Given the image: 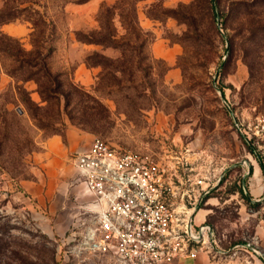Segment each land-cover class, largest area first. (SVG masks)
Segmentation results:
<instances>
[{"label":"rangeland","instance_id":"1","mask_svg":"<svg viewBox=\"0 0 264 264\" xmlns=\"http://www.w3.org/2000/svg\"><path fill=\"white\" fill-rule=\"evenodd\" d=\"M233 1L0 0V264H116L82 237L94 214L72 157L95 137L188 154L212 178L194 224L207 213L221 245L256 238L264 257L246 201L264 193V31ZM106 33L115 47L84 41Z\"/></svg>","mask_w":264,"mask_h":264},{"label":"built area","instance_id":"2","mask_svg":"<svg viewBox=\"0 0 264 264\" xmlns=\"http://www.w3.org/2000/svg\"><path fill=\"white\" fill-rule=\"evenodd\" d=\"M252 133L264 139L263 118L256 117ZM72 162L76 181L91 199L83 209L93 211L94 221L82 237L95 255L116 264H169L200 253L218 260L242 246L224 250L210 223L194 224L203 186L212 178L192 167L188 154L158 159L95 137ZM255 201L262 202L264 221V194Z\"/></svg>","mask_w":264,"mask_h":264},{"label":"crops","instance_id":"3","mask_svg":"<svg viewBox=\"0 0 264 264\" xmlns=\"http://www.w3.org/2000/svg\"><path fill=\"white\" fill-rule=\"evenodd\" d=\"M57 142H58L57 138H51V139L47 140L48 145H51V144L57 143ZM89 146H90V144L87 147L74 152L73 156L77 152H81V151L87 149ZM261 194H262V192H260L257 196L253 195V197L249 198V201L251 203H255L256 202L255 199L260 197ZM260 206H262V202H260ZM243 208L245 210L246 206H244ZM241 209L242 208H240V210ZM205 214H207V213L201 214L200 222L206 221L205 218H202L203 216H205ZM200 222H198V223H200ZM216 233H217V231H216ZM217 235H218V233H217ZM257 240L258 239H256V238H255V241L254 240H248V239H242V241H237V242H234V243L229 244L227 246L221 245V243H220L221 248L224 250L230 249L237 244H240V245L242 244V246L249 244L250 247L240 246L238 249L235 248L232 251H230V253H233L235 251L236 252L235 256H233L229 253V254L221 257L218 260H211L207 255L200 253L195 258H180V259L174 260L173 262H171L169 264H264V257L261 254V250L258 246L259 241H257ZM251 248H253L255 251H253V249H251Z\"/></svg>","mask_w":264,"mask_h":264},{"label":"trees","instance_id":"4","mask_svg":"<svg viewBox=\"0 0 264 264\" xmlns=\"http://www.w3.org/2000/svg\"><path fill=\"white\" fill-rule=\"evenodd\" d=\"M234 5L237 6H244L245 9L243 10V14L247 18V22L249 24V27L247 28L248 31L252 32L254 29H252V26H257V29L259 32L264 31V12L261 11V9H264V0H234ZM238 9V7L236 8ZM255 20L258 21V25H255ZM252 24V25H251ZM112 35L109 34H103L97 39H84V41L88 43H96L101 45H107L115 47V40L111 37ZM82 40V39H81ZM99 58H103L99 56L97 53H92L86 56L85 62L88 64H103V61ZM247 202H250L248 199H246ZM260 202H257L255 205L258 206ZM200 208V206H199Z\"/></svg>","mask_w":264,"mask_h":264}]
</instances>
